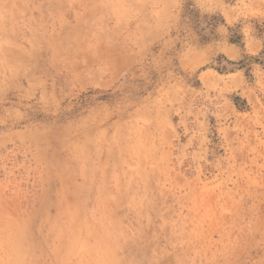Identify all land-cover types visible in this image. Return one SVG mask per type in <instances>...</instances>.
<instances>
[{"label": "rangeland", "instance_id": "rangeland-1", "mask_svg": "<svg viewBox=\"0 0 264 264\" xmlns=\"http://www.w3.org/2000/svg\"><path fill=\"white\" fill-rule=\"evenodd\" d=\"M0 264H264V0H0Z\"/></svg>", "mask_w": 264, "mask_h": 264}]
</instances>
